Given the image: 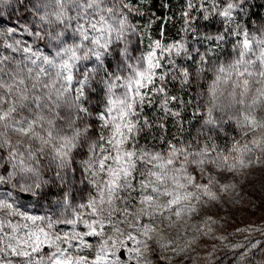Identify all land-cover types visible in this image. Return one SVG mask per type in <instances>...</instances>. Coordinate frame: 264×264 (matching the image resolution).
<instances>
[{"label":"snow or ice","instance_id":"snow-or-ice-1","mask_svg":"<svg viewBox=\"0 0 264 264\" xmlns=\"http://www.w3.org/2000/svg\"><path fill=\"white\" fill-rule=\"evenodd\" d=\"M13 3L15 23L0 16V264H172L194 242H180L188 220L264 168V28L241 24L249 0H186L172 40V17L153 12L144 50L135 17L151 0L0 8ZM201 18L219 27L201 32ZM77 180L90 190L74 202ZM53 187L63 197L44 214L19 202Z\"/></svg>","mask_w":264,"mask_h":264},{"label":"rangeland","instance_id":"rangeland-1","mask_svg":"<svg viewBox=\"0 0 264 264\" xmlns=\"http://www.w3.org/2000/svg\"><path fill=\"white\" fill-rule=\"evenodd\" d=\"M173 1L162 15L172 17L165 28L168 40L179 39L183 35L180 31L183 24L180 13L184 10L186 0ZM249 5L248 13L241 18V24L247 21L250 31L264 28V0H249ZM14 9V3L7 9L0 8V16L3 17L2 23L4 26L15 23L19 13ZM141 11H144V9L142 8ZM152 13L153 11L149 8L144 16L135 17L138 27L145 32L142 37L143 43L139 46L140 50H144L150 42L149 35L152 39L159 38L161 21L157 20L150 31L147 28ZM193 15H196V13H193ZM199 23L201 32H214L219 27L218 23H212L208 26L202 18ZM233 43L234 40L227 42L223 46L222 53L218 50L217 54L221 56V59L229 58ZM180 63H183V61H180ZM169 88L173 95H184L180 86L176 83L170 82ZM97 98H101L99 92ZM145 111L149 118L155 115L152 109ZM184 116L190 120L192 119L190 113ZM168 125L172 126L171 120L168 121ZM198 126V124H195L192 130L193 135H195ZM95 127L96 125H94V129ZM176 131V128L171 129L169 127L170 134ZM167 138H170V136ZM235 182L238 184L236 192L222 194L221 199L224 201L222 204L202 209L198 215H194L188 220L187 235L183 236L180 242L181 244L189 240H194V242L191 243L186 252L175 257L172 264H264V168L249 169L244 175L237 177ZM76 186L77 188H83V191L73 193L74 202H78L82 197H85L90 190V186L81 185L79 180L76 181ZM62 197L63 193L60 192L58 187H53L47 200H42L39 205L34 200L29 201L22 198L19 202L24 205V210L27 212L39 215L47 212L50 206L54 205L57 200H61ZM209 215L215 219L216 223L211 225L212 231L204 235L202 232H198L197 229L203 226L204 218ZM171 231L173 234L175 233V230ZM245 251H247V255H242Z\"/></svg>","mask_w":264,"mask_h":264},{"label":"trees","instance_id":"trees-1","mask_svg":"<svg viewBox=\"0 0 264 264\" xmlns=\"http://www.w3.org/2000/svg\"><path fill=\"white\" fill-rule=\"evenodd\" d=\"M172 2H174V1H173V0H151V4H152V6H151V10H152L153 12L157 13L159 16H162V15L167 11V8L170 6V4H171ZM165 3L168 5L167 8L163 7V5H164ZM182 96H184V99H185V100L188 99V96H186V95H182ZM145 110H148V111H149V109H147V108H146ZM187 113H189V112H185L184 115L187 114ZM184 118H185L186 121L190 120V119H188V117H185V116H184ZM195 124H196V123H193V125H192V127H191V131H192L193 128L195 127ZM169 127H170L171 129L175 128L173 125H172V126H169ZM185 127L187 128L188 125L186 124ZM176 130H177V129H176ZM192 133H193V132H192Z\"/></svg>","mask_w":264,"mask_h":264},{"label":"water","instance_id":"water-1","mask_svg":"<svg viewBox=\"0 0 264 264\" xmlns=\"http://www.w3.org/2000/svg\"><path fill=\"white\" fill-rule=\"evenodd\" d=\"M21 198H22L23 200L33 201V200H30L27 196H21Z\"/></svg>","mask_w":264,"mask_h":264}]
</instances>
